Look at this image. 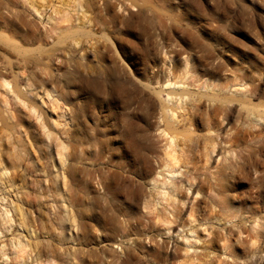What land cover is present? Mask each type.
<instances>
[{
    "label": "rangeland",
    "instance_id": "1",
    "mask_svg": "<svg viewBox=\"0 0 264 264\" xmlns=\"http://www.w3.org/2000/svg\"><path fill=\"white\" fill-rule=\"evenodd\" d=\"M46 3L51 9H48L45 19L40 18L33 11L26 13L27 19L33 21L32 29L27 30L18 23L12 28L9 26L4 29L3 25L0 27V34L4 33L13 40L9 45L0 43L2 48H6L4 51L0 50V65L4 66L3 69L0 68V71L7 73L8 69L12 70L8 72L11 75L7 73V79L11 82L10 86L4 89L0 85V104L7 101L6 105H0L2 118H7L5 123L0 120V127H2V130L0 129V177L5 179L13 171L19 173L15 182L2 185L0 190L5 189L2 193H8L6 195H10L13 203L22 205V211L20 209L22 217L20 213L14 211L15 204L11 206L12 208L10 207L12 212L7 217L5 213L3 214L5 207L0 208V231H3V234L0 233V264H10V258L14 259L17 256L11 243L13 240L20 239L30 247L33 246L32 250H36L27 260V264H73L74 262L82 264L83 262L81 256L84 249L82 238L85 232L83 214L79 213L81 210L79 206L76 211L77 206L70 208L74 206H71L69 201L71 193L67 192L69 183H66L64 187L62 176L68 177L69 174L70 103L76 102L77 106L85 101L87 103L89 109L85 108L80 112L79 120L80 126L85 125L89 133L94 136V152L100 149L104 135L103 129L113 122L116 103L114 96L108 92L96 93L94 90L92 93L84 92L82 86L84 84L78 81L81 73L79 71L83 69L82 65L94 67L102 65L106 83H110L112 79L115 80L122 69L139 84L147 83L132 73V61L140 64L143 73L159 76H161L160 72L174 63L182 65L188 61L190 66L193 63L203 65L226 61L232 65L238 64L244 70L247 69L248 75L254 79H257L259 75H262L261 78L264 79V0H46ZM87 4H93L91 5L93 9H89ZM87 19L91 22V29L88 28V23L84 27L87 26L86 30L90 29L92 33L81 34L80 37L71 39L69 32L75 27L83 28L82 24ZM17 27H20V34L14 32L18 29ZM73 40L80 43L74 44ZM13 42L16 46L23 48L22 50H29L28 55L34 54L32 50L38 48V57L35 56L34 63L26 64L18 61L16 56L18 53L14 55L17 51L13 50L12 46H15ZM99 50L104 53L102 56ZM35 59L38 60L35 61ZM151 65H157V67L149 68ZM162 68L164 70H160ZM230 72L227 70L219 73L218 77L222 79V82L231 86L229 91L223 93L233 95L232 92L235 90L243 92V87L235 88L234 86L235 76L245 71L231 72V74ZM260 83L261 89L264 90V80ZM27 84L30 85L29 91L26 89ZM13 87L21 98L29 97L30 101L35 102L42 115L41 119L33 118L34 113L32 114L22 103L20 104L12 91L15 90ZM195 89L199 91L198 88L193 90L196 91ZM201 91L207 92L206 89ZM147 92L149 93L148 90ZM161 99L167 103L166 95H163ZM2 100L4 101L1 102ZM255 100H252L253 105L264 106V98ZM234 104L238 105L237 102ZM239 107L238 105L234 109L232 123L237 119ZM250 120L246 126L253 128L251 131L259 137L250 139L249 145L255 144L256 147L264 148V120L253 116ZM42 121L47 127L45 131L40 126ZM260 125H262L261 128ZM3 128L6 130L3 131ZM46 132L50 133L49 138H46ZM62 145L65 146V150ZM111 145L114 146L113 138ZM244 148L250 150L251 146ZM58 153H62V156ZM262 155L264 157V152ZM93 156L90 155V159ZM113 160L116 161L115 156ZM212 165L216 166L217 161ZM7 167L8 171L3 170ZM256 176L253 171V178ZM94 182L92 190L102 194L104 190L97 184V180ZM246 187H248L247 190L250 188L249 191L245 190ZM240 188H242L240 193L237 189L238 194L244 201L238 203L234 200L236 193L234 190L231 191L230 197L232 201H235L234 208L229 212H218L217 219L219 217L220 220H214L209 226L214 233L221 234L230 230L229 232H233L232 234L236 236L239 233L238 229H247L249 225V222L246 224L247 220L255 216L264 222V185L256 189L242 184ZM7 202L8 200H5L3 204ZM113 202L117 204V199ZM136 211L143 214L146 209L138 205ZM72 217L75 218L72 219ZM225 217L233 218L232 222L235 225L225 223ZM12 218L11 222L14 224L8 221ZM258 230L264 234V225ZM75 237L77 241H73ZM131 238L132 240L128 242L126 239L117 237V241L109 243V247L123 258L125 257L124 248L136 240L135 236ZM234 238L232 239L234 242L230 243V259L225 255L222 242H216L214 245L206 244L208 247L197 242L196 246L206 249L204 254L206 258L204 256L202 261H199L192 258L187 260L189 256L184 253V250L189 248L192 252L191 245L180 237V233H174V238L168 243L166 251L170 253L175 248H180L182 255L175 261L165 260L166 263L164 261L157 263L154 258H150L154 260L150 263L176 264L178 261L177 264H185L188 261L186 264H264V238L254 242L250 239L246 241L237 238L234 240ZM159 240L162 243V239ZM191 242L195 243L193 239ZM45 245L48 247L46 248ZM143 245L152 251L155 249V246L147 241H144ZM37 246L39 249H35ZM209 252L215 254L213 260L207 257ZM77 254H80L79 257Z\"/></svg>",
    "mask_w": 264,
    "mask_h": 264
},
{
    "label": "bare ground",
    "instance_id": "2",
    "mask_svg": "<svg viewBox=\"0 0 264 264\" xmlns=\"http://www.w3.org/2000/svg\"><path fill=\"white\" fill-rule=\"evenodd\" d=\"M91 5L87 4L89 9H93ZM48 9L51 7L46 3V0H0V27L3 25L4 29L9 26L12 28L18 23L30 30L34 25L32 20L27 19L26 13L33 11L40 18L45 19ZM87 23L89 28L91 22L87 19L82 24L83 28L75 27L70 31L71 39L81 34H90L91 27L89 30H86L87 26L84 27ZM19 28L15 29L16 34L21 33ZM75 40L73 41L75 42ZM11 41L13 40H10L4 33L0 34V43L9 45L12 43ZM78 43L80 42L76 41L74 44ZM0 45L2 46V44ZM1 46L0 50L4 51L6 48ZM12 47L17 51L14 55L18 53L16 55L18 61L29 64L34 63V58L38 57V48L32 50L34 54H29V56V50H22L23 48L16 45ZM99 52L101 56L104 54L101 50ZM37 60L35 59V61ZM132 62V73L147 83L139 84L124 69L121 70L122 73L120 71L115 80L112 79L113 81L106 83L102 65L94 67L85 64L82 65V71H79L81 73L78 81L84 84L82 85L84 92L91 91L92 93V90L96 93L108 92L114 96L116 103L113 122L107 124L103 129V140L97 152L93 150L94 136L89 133L85 125L80 126V112L88 108L86 101L80 106H77L76 102H74L75 104L70 103L69 174L68 177L66 176L67 180L64 175L62 176L64 187H66V183H69L67 192L71 193L69 201L71 206H74L70 208L77 206L76 211L79 206L81 210L80 212L77 210V212L83 214L85 232L82 238L84 249L83 255H81L83 262L81 263L151 264L150 261L154 262V260L157 263L165 262L168 259L175 261L178 256L182 255V249L175 248L170 253L168 250L166 251L168 243L174 238V233H180V237L191 245L192 252L189 251V248L184 250V253L189 256L187 260L192 258L200 261L205 256V247L196 246L197 242L204 246L222 242L225 255L230 259V243L233 241V237L239 240H253V242L264 238V234L258 230L260 226L264 225V222L262 221V223L256 216L247 220L248 228L238 229L239 233L236 236L232 234L233 232H229L230 230H223L224 233L216 234L209 227L212 225L211 222L217 219L218 212H229L234 208L235 201H232L230 197L231 191L234 190L236 193L234 200L242 203L244 199L238 194V190L240 193L242 189L240 185L246 184L256 189H260L264 185L262 183L264 182V157L262 155L264 148L256 147L255 144L249 145V140H253L259 135H255L251 131L253 128L246 126L251 116L264 120V106L258 107L252 104L254 103L253 99L264 98V90L261 89L260 83L264 79L261 78L262 75L254 79L248 75L247 69L244 70L242 66L232 65L226 61L203 65L193 63L194 65L190 66L188 61L182 65L174 63L167 66L168 71L164 68L160 69L164 70L160 72L161 76L145 74L137 61ZM5 66L9 67L7 64ZM155 67L157 65L149 66V68ZM0 68L3 69L4 66L0 65ZM10 70H6L7 73ZM227 70L232 73L245 71L243 74L235 76L236 84L234 86L235 88L243 87V92L235 90L232 92L233 95L223 93L229 91L231 86L222 82L218 76L219 73ZM7 73L0 71V85L4 89L11 84L7 79L9 74ZM75 80L77 81V79ZM27 85L26 89L29 91L30 85ZM194 88H198L199 91L197 89L194 91ZM202 89H206L207 92H202ZM12 91L20 104L22 103L29 112L34 113L33 118L37 120L42 118L35 102L30 101L29 97L21 98L16 89ZM163 95H166L167 103L161 99ZM234 102H237L240 107L237 119L232 123L234 109L238 107ZM6 103L7 101L1 104L6 105ZM2 117L3 114L0 111V120L5 123L7 118ZM40 124L45 131L47 128L45 122L42 121ZM259 127L261 128L262 125ZM4 130L6 129L3 128ZM3 131L2 134H4ZM46 133V138H49L50 133ZM112 138L114 146L111 145ZM62 146L65 150V146ZM248 146H251L250 150L244 148ZM90 155H94L92 159H90ZM113 156L116 161L113 160ZM215 161H217V165L213 166L212 163ZM3 170L8 171V167ZM253 171L257 175L255 178H253ZM18 174L13 171L5 179L0 177V189L4 184L15 182L18 179ZM96 180L104 190L102 194L91 188ZM3 190L5 192V189ZM2 191L0 190V208L1 206L5 207L2 212L7 217L12 212L11 206L15 203L10 195H6L8 193L4 194ZM114 199H117V204L113 202ZM5 200H8L7 204H3ZM39 202L38 200V206ZM138 205H142L146 212L139 214L136 211ZM21 206L15 204L14 211L20 213L22 217ZM223 215L225 216V213ZM74 218L72 217V219ZM233 218H226L224 221L235 225L232 222ZM12 220L13 218L8 221ZM95 231L98 232L95 233ZM0 233L3 234V231ZM134 236L136 237L133 242L135 246L132 243L125 247V257L123 258L109 247V243L117 241V237L129 242ZM159 239H162V243L159 242ZM191 239L195 243L191 242ZM73 241H77L76 237ZM144 241L154 245V251L145 248ZM11 244L16 250L17 256L14 259L10 258V264H20L21 262L27 264V260L36 251L32 250L33 246L30 247L21 239L13 240ZM193 244L195 245L192 246ZM38 246L35 249H39ZM48 246L45 245L46 248ZM206 252L208 253V251ZM211 253L207 257L213 260L215 254ZM79 255L77 254V257ZM150 258H154V260ZM73 264L79 263L74 262Z\"/></svg>",
    "mask_w": 264,
    "mask_h": 264
}]
</instances>
